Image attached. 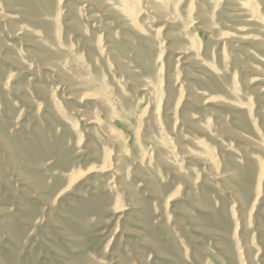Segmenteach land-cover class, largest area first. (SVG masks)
I'll list each match as a JSON object with an SVG mask.
<instances>
[{"label":"rangeland","instance_id":"rangeland-1","mask_svg":"<svg viewBox=\"0 0 264 264\" xmlns=\"http://www.w3.org/2000/svg\"><path fill=\"white\" fill-rule=\"evenodd\" d=\"M20 1L0 0V264H264V0H142L138 34L92 19V44L72 8L96 1L62 0L59 28Z\"/></svg>","mask_w":264,"mask_h":264},{"label":"bare ground","instance_id":"bare-ground-1","mask_svg":"<svg viewBox=\"0 0 264 264\" xmlns=\"http://www.w3.org/2000/svg\"><path fill=\"white\" fill-rule=\"evenodd\" d=\"M94 1H96L95 5H93L92 3L86 4V5H84L86 8H83L82 10H80V7L79 8H72L73 10H75L78 13V17L73 18L71 23L75 22L76 31L79 32L83 36V38L87 40L88 43L92 44L95 36L94 35L90 36V34H88V33L86 34V31L84 30V29H86V27L83 24V22L86 25H88L89 27H92L93 25H91V23H90V20H92V19H96L94 21L95 23L102 25V27L108 29V31H110V32H112V29H114V28L119 30L120 25H121L124 28H129L130 30L128 29V31H130V32L132 31V32H134V34H138L134 30H137L140 27L139 26L140 24L137 23L136 17L139 13L138 10L140 9V7L142 5V0H94ZM61 2H62V0H21L19 2V4L23 3L22 7L27 6V8L31 9L28 12L29 13L28 18L33 19L35 17L38 20L39 19L42 20V23H43L42 25L45 28H47L50 23H54V25L57 26V28H59L63 24V19L67 17V15L62 14V7H60V6H62ZM91 6H94L99 12H102L105 15H110L114 21L104 23V21L101 20L102 18H101L100 13H98V14H92L91 13L92 9L89 8ZM146 7H147V5L144 6V8H146ZM144 10H146V9H144ZM165 10H166V8L163 7L161 4L158 5L156 2H154L153 11L157 15L161 14V13L162 14L165 13L164 12ZM35 24L36 23H34V26H36ZM132 29H134V30H132ZM47 33H48L47 35H51V34H49L50 33L49 31ZM108 35H109V33H108ZM50 37H52V36H50ZM55 37H56V35H55ZM47 38H48L49 44L50 43L54 44V42H55V44L53 46H56V40L51 41L49 36H47ZM58 38L60 39V41H62V45L59 44V46H61V47H59L57 44V47H55L53 49L51 48L53 55L58 56L61 59L62 58L63 59L64 58L76 59V61H78L77 59H81L78 57L77 52H75L74 50H71L72 48L69 49L70 45L63 41V38L61 35L58 36ZM56 39H57V37H56ZM114 53H116V52L112 51L108 54V56H109V58H111V60L113 59V57L115 55ZM119 53H120V50H119ZM90 58L92 60H94L92 56H90ZM118 58H120V57H118ZM75 177H77V176H75ZM67 182H70V181H67ZM63 184H64V182H63ZM70 184H72V183H70Z\"/></svg>","mask_w":264,"mask_h":264}]
</instances>
